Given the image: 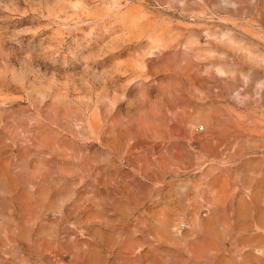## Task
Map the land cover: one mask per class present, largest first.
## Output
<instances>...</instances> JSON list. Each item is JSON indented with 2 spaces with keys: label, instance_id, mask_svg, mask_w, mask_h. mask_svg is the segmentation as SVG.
Returning a JSON list of instances; mask_svg holds the SVG:
<instances>
[{
  "label": "rangeland",
  "instance_id": "obj_1",
  "mask_svg": "<svg viewBox=\"0 0 264 264\" xmlns=\"http://www.w3.org/2000/svg\"><path fill=\"white\" fill-rule=\"evenodd\" d=\"M0 264H264V0H0Z\"/></svg>",
  "mask_w": 264,
  "mask_h": 264
},
{
  "label": "built area",
  "instance_id": "obj_2",
  "mask_svg": "<svg viewBox=\"0 0 264 264\" xmlns=\"http://www.w3.org/2000/svg\"><path fill=\"white\" fill-rule=\"evenodd\" d=\"M182 226H184V224Z\"/></svg>",
  "mask_w": 264,
  "mask_h": 264
}]
</instances>
